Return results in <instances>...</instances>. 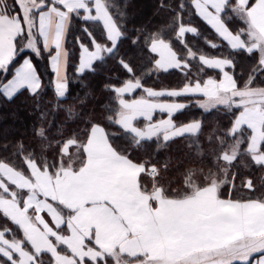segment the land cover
I'll use <instances>...</instances> for the list:
<instances>
[{
	"label": "snow or ice",
	"instance_id": "snow-or-ice-1",
	"mask_svg": "<svg viewBox=\"0 0 264 264\" xmlns=\"http://www.w3.org/2000/svg\"><path fill=\"white\" fill-rule=\"evenodd\" d=\"M32 6L43 8L40 15L50 33L40 42L29 20ZM180 6L190 7L188 19L200 18L228 42L232 51L243 49L247 55H254L256 67L241 81L232 71L236 66L232 57L214 56L206 60V66L219 69L217 76L186 80L178 86L156 87L139 75L134 80L129 79L133 69L122 56L117 57L116 63L124 75L116 72L104 80L101 87L111 95L101 105L105 111L100 117H86L87 123L81 128L85 133L83 143L75 132L63 141H56L66 147L77 146L87 158L78 170L66 173L71 183L101 180L116 192L124 193L122 201H114L116 214L110 219L112 232L106 240L98 241L102 251L96 255L103 264H128L129 260L133 264H231L237 256L247 264L253 253L264 251V239L233 241L220 249L205 246L207 241L219 240L224 232L246 224H256L264 230V198L236 200L232 197L234 184L218 181L215 171L209 170L211 175L206 176V185L193 183L191 193L179 199H167L159 190L151 195L139 190L136 171L145 165L140 161L133 163V148L155 140L158 151L183 136H199L202 117L176 119L192 104L191 100L184 99L188 96L195 97L196 106L205 113L223 110L229 114L227 124L216 136L218 145L209 146L214 161L227 160L230 164L240 154L242 145L249 155L264 152V140L252 147L254 133L264 134V78L258 81L256 76L264 73V0H187V5L181 0ZM119 15L123 17L124 13ZM177 16L178 36L187 35L186 28L198 31L195 25L184 23L183 13ZM73 17L81 21V30L87 36L86 41L79 35L76 37L79 51L74 76L80 78L96 73L98 64L105 63L126 38L125 22L117 19L109 0H40V3L30 0L28 10L24 11L18 0L10 4L0 0V96L10 101L21 92L32 96L41 92L45 85L36 61L42 58L43 51L53 74L52 90L56 99L67 98L73 83L67 75L71 56L67 34ZM21 22L24 27L17 30ZM89 24L100 28L102 39ZM4 30L11 33L7 41ZM151 35L148 51L154 58L149 61L145 77L167 74L173 66L179 70L180 64L186 62L175 53L169 58L167 52L156 49V33ZM138 39L133 37L132 42ZM69 118L74 119L75 114ZM35 131L40 136L44 133L42 127ZM208 140H212L211 135ZM126 142L131 145L127 150ZM196 143L200 141L197 139ZM197 155H204L202 147L197 149ZM253 163L264 164V159L253 156ZM164 166L167 167V163ZM2 168L13 166L0 159ZM222 171L226 175L228 168ZM186 187L189 186L186 184ZM104 252L109 255L105 256ZM253 264H264V255Z\"/></svg>",
	"mask_w": 264,
	"mask_h": 264
},
{
	"label": "trees",
	"instance_id": "trees-1",
	"mask_svg": "<svg viewBox=\"0 0 264 264\" xmlns=\"http://www.w3.org/2000/svg\"><path fill=\"white\" fill-rule=\"evenodd\" d=\"M7 2L10 4L12 0ZM109 2L112 4L113 13L117 14V19H123L125 22L126 38L121 40L116 52L105 63L98 64L96 73H89L80 78L74 76V66L79 51L76 37L79 35L86 41L87 36L81 30V21L73 17L67 35V48L71 52L67 75L73 83L67 98L56 99L52 90L53 74L49 71V64L43 51L42 58L36 61L45 85L41 92L36 96L29 95L26 91L21 92L10 101L0 96V159L10 162L12 169L24 176L32 175V164L50 176H56L64 168L76 171L83 166L86 157L82 149L78 150L74 145L66 147L63 143L57 144L56 141H63L70 133L75 132L83 143L85 133L81 128L87 123L86 117L89 115L94 118L100 117L105 111L101 105L106 97L111 95L101 87L104 80L112 73L119 72L124 75L120 65L116 63L118 56H122L125 63L133 69V75L129 79L134 80L136 75H139L141 79L146 80V83L156 87L178 86L186 80H203L206 77L217 76L219 70L204 65L200 60L201 57H232L236 65L232 71L241 81L253 73L256 67L254 55H247L243 49L232 51L228 43L200 18L192 16L189 20L190 7L181 8V0H109ZM184 3L187 5V0H184ZM42 9L32 10L29 20L32 21L34 15ZM119 13H124V16L121 17ZM177 13L184 14V23H190L198 28V31L187 32L184 40L177 35L180 27ZM89 27H92L97 37L102 39V32L97 25L89 24ZM32 32L37 42H40L41 39L35 34L34 29ZM153 32L156 33V40L168 42L179 59L186 61L189 66L179 67V70L173 68L159 77L155 74L145 77L149 61L154 58L148 51ZM133 37H139L136 43L132 42ZM256 76L259 81L264 78V73H257ZM184 99L191 100L192 104L177 116V121L202 117L203 128L198 137L183 136L161 146L158 151L155 140L145 141L142 147L133 148V162L140 161L147 169V172L140 176V187L147 192L157 187L165 197L182 198L191 193L190 186L193 183L197 186L206 185L205 178L211 175L209 170H212L216 172L218 181L226 177L224 180L226 184H234L233 198L242 200L264 198V182H262L264 164H254L253 155L243 151V145L240 154L230 164L227 161H214L213 154L209 152L210 144L218 145L216 136L227 124L229 114L223 110L205 113L196 106L192 96ZM73 114L75 118L70 119ZM39 127L44 129L42 136L35 131ZM209 135L212 136L211 141L208 140ZM197 139L200 144L196 143ZM129 147H131L130 142H126L125 150ZM201 147L204 149L203 156L197 155V149ZM26 160L27 166H25ZM165 163L167 167L164 166ZM153 167L158 169L155 177L149 173L154 169ZM223 168H228L226 175L222 171ZM2 181L6 183L0 173V197L13 195L23 207L27 191L8 184L10 190L8 193L4 190ZM186 184L189 187H186ZM61 210L64 214H69L65 208L61 207ZM0 235L4 237L3 241L7 245L19 246L37 263L54 264V259L49 253L36 252L23 228L1 210ZM88 242L92 243L91 240ZM56 244L60 252L71 253L64 244L59 242ZM0 261L3 264H12L1 255Z\"/></svg>",
	"mask_w": 264,
	"mask_h": 264
},
{
	"label": "crops",
	"instance_id": "crops-1",
	"mask_svg": "<svg viewBox=\"0 0 264 264\" xmlns=\"http://www.w3.org/2000/svg\"><path fill=\"white\" fill-rule=\"evenodd\" d=\"M26 1L18 0L22 11L26 9ZM42 10H39L31 21L32 30H35V34L40 37L41 41L45 39V34L50 36L47 25L43 23L44 17L40 15ZM13 15L18 14L13 13ZM22 27L24 25L21 22L17 25V30ZM185 32L194 31L186 28ZM10 34V30H4L3 36L5 41L9 39ZM179 37L181 40H184L185 35ZM154 47L167 52L169 58H171L172 53H175L179 58L168 42L157 40ZM209 58L201 57L200 60L206 65V60ZM182 66L188 67L189 64L187 62L181 63L179 67ZM210 68L217 69L215 67ZM193 98L195 103L196 98ZM263 137L264 134L254 133L252 147L255 148L259 141L263 140ZM252 155L264 159L262 152H253ZM228 157L231 158V156ZM31 170L32 178L18 176L15 180L16 182H14L19 189L27 191L24 206H20L12 195V197H0V210L23 228L36 252L49 253L54 259V264H103V260L96 255L97 252L102 251L98 241L106 240L112 232L110 219L116 214L114 201H122L125 198L124 193L116 192L109 184L101 180L71 183L66 173L74 172V170L69 168L60 170L56 176H50L41 172L33 164L31 165ZM3 171L2 175L4 176L6 173ZM141 171L147 172L146 167L137 169L136 175L139 179ZM139 179L138 187L141 193L151 195L158 190L144 191L140 187ZM236 200L243 202L256 199ZM61 207L65 208L69 214H64ZM3 239L4 237L0 235V255L12 264H40L22 248L17 245L9 244V246ZM247 239H264V230H261L256 224H246L243 228L224 232L222 238L219 240L207 241L205 246L220 249L231 244L233 241ZM88 240H91L92 243H89ZM57 242L67 246L71 253L64 254L60 252L56 244ZM15 254L18 258L15 257ZM104 255L108 256L109 254L104 252ZM262 255H264V251L253 253L248 259L247 264H253ZM0 264L3 263L0 261ZM128 264H133V262L129 260ZM231 264H245V262L237 256V258L231 260Z\"/></svg>",
	"mask_w": 264,
	"mask_h": 264
},
{
	"label": "rangeland",
	"instance_id": "rangeland-1",
	"mask_svg": "<svg viewBox=\"0 0 264 264\" xmlns=\"http://www.w3.org/2000/svg\"><path fill=\"white\" fill-rule=\"evenodd\" d=\"M29 3H30V0H27L26 1V4H25V8H26L25 10H28ZM36 3H40V1L36 0ZM34 9H36V7L35 6H32L31 13H32V10H34ZM228 156H231V153H229ZM223 161L226 162L227 160H223ZM153 168L158 172V169L156 167H153ZM2 171H3V168L0 169L1 175H2ZM3 172L6 173V174L4 176L2 175V177L4 178V180L6 181L7 184L4 181H2L1 184L4 187V190L6 192L9 191L8 193H10V190L7 187L8 184L9 185H12L13 187H17L18 188V186L14 183V182H16L15 180L17 179L18 176L25 177V178H32L33 177V175H31L30 177L24 176L23 174L15 171V170H13L12 168H5ZM31 172H32V170H31ZM156 175H154L153 177H155ZM225 178L226 177H223L221 180H225ZM155 189H158V188L155 187ZM3 197H9V196H3Z\"/></svg>",
	"mask_w": 264,
	"mask_h": 264
},
{
	"label": "built area",
	"instance_id": "built-area-1",
	"mask_svg": "<svg viewBox=\"0 0 264 264\" xmlns=\"http://www.w3.org/2000/svg\"><path fill=\"white\" fill-rule=\"evenodd\" d=\"M156 173H157V171H156L155 169L151 170V172H150V174H151L152 176L156 175Z\"/></svg>",
	"mask_w": 264,
	"mask_h": 264
}]
</instances>
